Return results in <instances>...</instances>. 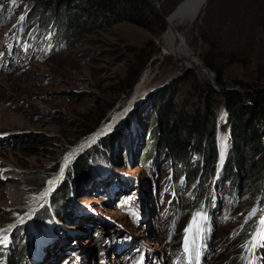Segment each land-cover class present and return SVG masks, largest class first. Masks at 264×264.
I'll return each instance as SVG.
<instances>
[{
  "label": "rangeland",
  "instance_id": "1",
  "mask_svg": "<svg viewBox=\"0 0 264 264\" xmlns=\"http://www.w3.org/2000/svg\"><path fill=\"white\" fill-rule=\"evenodd\" d=\"M158 1L167 15L165 9L183 0ZM38 2L0 0V264H264V190L247 187L245 173L228 189L220 175L234 154L224 105L215 108L213 170L207 142L204 152L176 147L172 162L158 154L141 161L151 139L149 109L141 111L149 96L169 87L174 111L167 118L180 119L176 136L184 138L182 113L196 102L184 75L192 71L209 82L181 60L195 68L201 63L192 58L205 64L214 52L225 86L264 75V25L258 22L264 7L242 4L247 24L234 28L223 24L225 16L211 17L224 0H211V8L206 2L188 30L173 28L185 43L179 57L163 41L167 28L158 33L126 22L48 51L52 24L36 22ZM142 50L144 67L122 87ZM100 104L105 117L85 133L84 120ZM108 133L116 138L107 151L101 143ZM176 155L206 173L183 177ZM248 155L255 159L259 152ZM79 157L86 159L80 177L82 169L71 172Z\"/></svg>",
  "mask_w": 264,
  "mask_h": 264
},
{
  "label": "trees",
  "instance_id": "2",
  "mask_svg": "<svg viewBox=\"0 0 264 264\" xmlns=\"http://www.w3.org/2000/svg\"><path fill=\"white\" fill-rule=\"evenodd\" d=\"M35 1L38 2V0ZM210 1L207 0L206 7H212ZM252 1L264 7V0H226V3H224V0L219 5L220 9L218 11H212L211 17L219 21L225 16L223 24L230 23V26L234 28H241L247 23L243 20L244 16H242L240 6ZM231 2H234V4L230 7L229 3ZM173 7L174 5L165 9L164 12L169 14V10ZM209 11L211 10H207L206 14ZM34 14H37L36 22L39 20L44 22L45 19L51 20L50 36L53 37L54 43L48 45V51L54 50L59 45L71 44L87 34H92L99 27L122 22L149 31L156 29L158 33L163 32L166 28L164 18L144 0H43L37 3ZM258 22L264 25V14L263 16L259 15ZM46 40L43 41L46 42ZM211 52V55L204 58V62L215 72L216 82L223 88L220 90L215 89L209 82L198 79L192 71L186 73V76L184 75V79L191 84V88L194 89L196 95V102L190 112L185 111V113H182L186 119V137L178 138L176 136L181 127L180 119L170 121L167 118L174 111L173 99L169 96V87L153 92L149 96L150 101L146 100V104L141 106V111H144V108L149 109L148 113L146 111L145 113L146 116L150 115L152 123L149 126L151 130L150 143L143 150L141 161L143 159H154L158 154L159 157L169 158L172 162L175 158L174 149L176 147L181 151H190L196 148L199 152H204L205 142H207L211 158L210 168L213 170L216 166V158L219 156L217 143L215 142L216 125L214 124V117L217 110L215 108L224 105L228 116L227 125L233 138H231L233 143L231 148L234 154L230 155V159L229 155L226 156L220 175L224 174L223 178L227 180L228 189L233 188L238 182L239 175L245 173L247 174L246 178L251 181L247 183V187H251L252 190H256V188L264 190V78L260 77L264 75L258 74L260 70L252 82L237 80L230 83L239 85L244 91L224 88L226 82L223 67L216 62V57L213 56L214 52ZM145 58L147 57L144 55V50L138 53L134 63L137 68L133 72H131V69L127 71V75L120 82L122 87L125 88L128 83L136 80L137 74L146 63ZM97 108L99 111L94 113L90 119L84 120L83 131L85 133L98 128L101 120L106 115L105 107L100 104ZM137 116L142 118L144 114L138 111ZM114 138L116 137L113 133L103 136L101 144L104 150L108 151L112 148ZM152 141L154 142L153 147ZM150 147L151 153L148 156L147 150L149 151ZM250 151L251 153L259 152V155L252 159V156L249 157L248 155ZM82 156H86V154ZM79 158L71 168L72 174H78L80 169L84 168L82 165L86 162V159L85 157ZM184 160H186L184 156L179 157L176 155L175 168L183 177L186 174L191 177H201L202 172L203 174L206 173L202 170V167L198 168L197 165H192L189 160L183 162ZM85 171L82 169L79 177ZM72 174L69 178H72ZM74 177L77 178L78 176L74 175ZM173 204L178 209L179 204ZM192 204V201H185V209L192 210Z\"/></svg>",
  "mask_w": 264,
  "mask_h": 264
},
{
  "label": "bare ground",
  "instance_id": "3",
  "mask_svg": "<svg viewBox=\"0 0 264 264\" xmlns=\"http://www.w3.org/2000/svg\"><path fill=\"white\" fill-rule=\"evenodd\" d=\"M206 2H207V0H183L181 2L182 4L172 14L167 16L166 20H167L168 27L173 29V28H176V26H178V25H180V26L185 25L186 29L188 30L191 23L195 20L196 16L200 13V11L202 10V8L206 4ZM168 21H169V23H168ZM187 30H185V31H187ZM174 32H176V31L174 30ZM176 34L177 35H174L173 31L168 29L165 32V34L163 35V41H164L165 45H167L169 53L173 52L175 56L177 55L179 57H183L185 54V51H184L185 43L182 40V36H180L177 32H176ZM191 60H194L198 64L201 63V65L199 67L204 65V63L201 60H199L198 58H192ZM147 77L142 80V83H144L146 85L148 83ZM134 101L135 100H130L128 107L132 106ZM125 108H126V106H125ZM124 109L121 112H123ZM7 195H9V196H7ZM7 195H6L7 197H10V195H12V192L8 191Z\"/></svg>",
  "mask_w": 264,
  "mask_h": 264
},
{
  "label": "water",
  "instance_id": "4",
  "mask_svg": "<svg viewBox=\"0 0 264 264\" xmlns=\"http://www.w3.org/2000/svg\"><path fill=\"white\" fill-rule=\"evenodd\" d=\"M146 1L148 4H150L163 18L164 20L166 21V31L169 29V30H172L174 31L173 29H171L170 27H168L167 25V15H170L172 14L182 3V1L173 9V11H171L169 14L165 15L160 7V2L158 0H144ZM182 61V64H183V67L185 70H188V69H192L194 71H197L198 72V76L203 79V80H209L210 84L217 90H220L222 89L223 87L218 85L217 82H216V74L213 70H211L206 64H204L203 66L201 67H190V66H187L186 65V62L181 60ZM224 88H234V89H237V90H242L244 91V89L240 88L239 85H230V86H225Z\"/></svg>",
  "mask_w": 264,
  "mask_h": 264
},
{
  "label": "snow or ice",
  "instance_id": "5",
  "mask_svg": "<svg viewBox=\"0 0 264 264\" xmlns=\"http://www.w3.org/2000/svg\"><path fill=\"white\" fill-rule=\"evenodd\" d=\"M262 223H264V221H262ZM4 242V240H0V243H3Z\"/></svg>",
  "mask_w": 264,
  "mask_h": 264
}]
</instances>
